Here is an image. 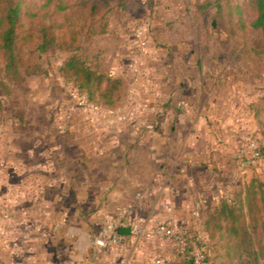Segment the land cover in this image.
Listing matches in <instances>:
<instances>
[{"label":"rangeland","instance_id":"374dc122","mask_svg":"<svg viewBox=\"0 0 264 264\" xmlns=\"http://www.w3.org/2000/svg\"><path fill=\"white\" fill-rule=\"evenodd\" d=\"M96 1L20 0L18 73L3 75L0 82V175L6 159L11 164L7 171L13 170L14 146L27 147L38 138L66 141L60 130L79 121L89 122L84 126L88 134L96 122L114 116L115 127L135 128L137 143L146 131L159 127L160 119L144 115L149 96L163 95L175 100L179 113L193 111L194 117L183 124L194 128L195 147L216 165L213 175L218 180L208 189L195 187V197L188 199L192 207L184 215L177 198H149V204L157 203L151 210L144 205L138 215L151 217L154 224L172 217L175 232L183 227L188 237L198 235L208 264L247 259L263 264L264 56L261 30L252 26L257 16L253 1L109 0L94 12ZM138 27L146 38V52L135 37ZM43 34L48 43L41 50ZM114 53L118 62L112 64ZM73 54L88 57L92 68L116 80L109 90L103 85L89 88L93 95L88 103L98 111L79 103L73 76L60 68ZM122 137L128 141V133ZM94 139L89 133L83 143ZM97 159L94 151L86 154L88 174ZM149 167L140 157L136 169L142 181L151 176ZM136 186L123 205L133 215L148 201L144 185ZM243 223L248 237L233 234L232 228ZM136 242L148 260L167 262L180 250L171 236ZM203 248L196 247L202 259ZM134 253L130 261L138 256Z\"/></svg>","mask_w":264,"mask_h":264},{"label":"crops","instance_id":"0c3cea01","mask_svg":"<svg viewBox=\"0 0 264 264\" xmlns=\"http://www.w3.org/2000/svg\"><path fill=\"white\" fill-rule=\"evenodd\" d=\"M112 58V64L118 62L115 53ZM144 113L150 120L160 119L159 127L137 143L135 128L115 127V117L107 116V122H96L88 131L95 143H83L89 122L81 120L60 130L65 143L38 138L27 147L14 146L13 170L7 171L11 164L6 159L0 175V264H128L133 251L138 256L130 264L148 260L129 236L121 249H104L98 256L93 239L107 218L117 220L122 212L128 224L155 225L151 217L138 215L144 205L154 207L157 202L148 203L152 198H177L184 215L192 207L195 187L211 188L218 179L216 165L195 147L194 128L183 124L194 117L192 110L179 113L174 99L150 95ZM91 151L98 157L92 175L85 162ZM140 157L150 166L146 173L151 176L144 181L136 169ZM136 185H144L148 201L133 215L123 205Z\"/></svg>","mask_w":264,"mask_h":264},{"label":"trees","instance_id":"16d2710c","mask_svg":"<svg viewBox=\"0 0 264 264\" xmlns=\"http://www.w3.org/2000/svg\"><path fill=\"white\" fill-rule=\"evenodd\" d=\"M256 8L257 16L252 22V26L255 29L261 30L262 42H261V52L264 56V0H252ZM109 0H97L91 5V10L94 12L101 9L102 4H108ZM20 16V0H0V82L3 75L15 76L18 73L17 65V53H16V38H17V26ZM46 35L43 34V42L39 44V49L44 50L48 41L45 39ZM54 37L52 36V39ZM51 39V38H50ZM88 57L78 56L77 54L70 55L66 57L63 61V65L60 67L63 70H68V72L73 76L76 84L73 87L77 91L84 95L87 100L92 101L93 91L89 89L90 87H100L103 85L104 89L109 90L114 88L116 80L110 79L102 71L92 68L90 63L87 61ZM116 88V87H115ZM264 97V96H263ZM264 155V151L260 153ZM246 226L240 224V226L233 227V234L245 233L248 237ZM231 231V232H232ZM183 245L180 246L179 254L177 258L168 260L163 264H197L193 255L194 248H203L204 244L201 242L198 235L193 236V238L188 237V232L185 228H181L178 232ZM245 236V238H247ZM203 262L207 261L206 251L203 248ZM254 253V252H253ZM256 255V254H255ZM264 255V254H263ZM256 258V257H255ZM205 262V263H206ZM240 264H257L256 261L252 263L249 259L242 260ZM264 264V260H263Z\"/></svg>","mask_w":264,"mask_h":264},{"label":"built area","instance_id":"2783aa9c","mask_svg":"<svg viewBox=\"0 0 264 264\" xmlns=\"http://www.w3.org/2000/svg\"><path fill=\"white\" fill-rule=\"evenodd\" d=\"M135 37L138 43V46L143 52H146V38L145 35L142 33L143 30L141 27H138L135 31ZM76 89H74L73 95L83 105H87L90 110L98 111V107L88 103L87 98L84 95L78 93ZM86 106V107H87ZM238 159V160H242ZM167 210L170 211V207L167 206ZM170 220L166 222L158 223L152 226H146L139 224L136 221L131 223H126L124 221V213L122 212L121 216L116 220L113 218H107L105 220V224L100 229V231L95 235L93 239L94 247L96 248L97 256L98 254L104 249H121L124 244L125 236L119 233V228L122 226H129L130 227V234L127 235L133 242H136L140 238L143 237H155V236H171L174 238L175 244L177 246H182L184 243L181 240V237L178 235L177 232L170 227V222L173 220L172 217H169ZM194 258L197 264H205L202 259V255H199V252L194 248ZM96 256V257H97ZM165 260L160 258L150 259L148 264H163Z\"/></svg>","mask_w":264,"mask_h":264},{"label":"water","instance_id":"95a60500","mask_svg":"<svg viewBox=\"0 0 264 264\" xmlns=\"http://www.w3.org/2000/svg\"><path fill=\"white\" fill-rule=\"evenodd\" d=\"M119 233L121 235H129L130 234V227L129 226H122L119 228Z\"/></svg>","mask_w":264,"mask_h":264}]
</instances>
